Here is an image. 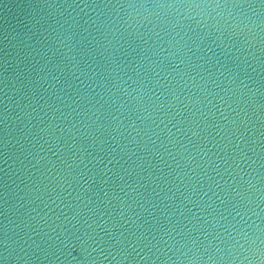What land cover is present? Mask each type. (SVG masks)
<instances>
[{
	"label": "water",
	"instance_id": "water-1",
	"mask_svg": "<svg viewBox=\"0 0 264 264\" xmlns=\"http://www.w3.org/2000/svg\"><path fill=\"white\" fill-rule=\"evenodd\" d=\"M0 264H264V0H0Z\"/></svg>",
	"mask_w": 264,
	"mask_h": 264
}]
</instances>
